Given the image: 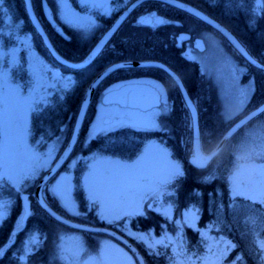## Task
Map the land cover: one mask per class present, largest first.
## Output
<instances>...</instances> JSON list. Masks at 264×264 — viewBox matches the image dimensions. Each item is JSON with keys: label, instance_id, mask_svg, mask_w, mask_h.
<instances>
[{"label": "snow or ice", "instance_id": "1", "mask_svg": "<svg viewBox=\"0 0 264 264\" xmlns=\"http://www.w3.org/2000/svg\"><path fill=\"white\" fill-rule=\"evenodd\" d=\"M217 0H209L210 4H215ZM4 0H0V5ZM57 6L61 9L60 17L69 25L83 29L91 36V45L84 55L79 57V61L69 63L66 59H61L54 50L49 48V53L69 70H84L92 65L102 54L101 50H107L108 45L112 43L110 38L119 31V28L127 21L133 11L142 9L138 12V19L133 17L135 26H146L150 30H157L160 26L173 23L172 20L159 15L153 10L151 0H79L80 8L96 9L103 8L105 15L116 19L109 26H98L96 20L89 14L81 15L71 7L70 0H56ZM164 7H172L183 10L186 13L201 20L207 25L213 27L226 39L232 42L236 51L252 66L264 70V56L259 60L254 58L253 54L242 46L240 42L233 37L209 15L204 14L196 7L188 6L181 0H160ZM231 7V4L229 5ZM237 8H244L243 3L235 5ZM32 8L31 0L27 5ZM49 22L55 23L48 9L47 0L43 5ZM70 8L71 15H65L64 9ZM6 11V10H5ZM252 12L251 22H255L256 17L264 18V0H256ZM34 23L39 21L33 17ZM23 22H21L22 24ZM18 31L20 24L15 26ZM97 29V32H93ZM37 31H39L37 29ZM3 35V34H0ZM12 35V32L7 34ZM44 36L43 32H40ZM21 40L27 45V38ZM46 40L47 37L44 36ZM214 39V38H213ZM199 43V41H197ZM16 48L11 49L12 59L4 60L0 65V192L5 188L15 189L17 193H22L23 189L29 183L36 185L43 180L46 183L41 188L42 193L52 194V203L59 197L63 203L61 207L74 216H80L76 211V206L64 195V188L60 181L51 185V180L47 173L56 174V168L70 159V149L79 141V130L81 118L85 117L86 109L83 101L81 109L77 114L75 124L69 129V126L57 123L59 135L48 127L41 134L40 139L34 143L30 142L33 131V118H42L47 111L58 108L60 101L70 93L78 80L73 75H62L45 61L36 58V62L29 63L30 79L27 84L21 85L15 83L12 75V66L16 65ZM9 53L0 51V56H7ZM146 65L142 64L141 67ZM125 67L122 63H114L107 66L103 74L89 85L95 88L100 81L110 73ZM153 67L165 72L172 77L173 87L183 88L182 80L164 64H155ZM233 76L240 73V69L232 67ZM143 81H131L126 85H117L118 92L113 89H107V95L104 98V105L101 111L103 115L97 114L96 120L91 123L88 129L87 137L83 140L81 146L88 148L91 155L87 157L88 172L84 176V187L89 193L90 205L99 206L97 203L107 206V215L101 214L102 220H107L110 225H119L120 221L133 216H144L145 209L155 211L162 215L165 224L160 227V234L157 236L154 229L146 232H127V235L144 247L150 255H160V249L172 250L170 260L172 264H196V260H201L202 264H225L232 251L238 247L230 241H225L223 237H206L199 228H195L202 237L206 253L208 256L199 257L197 253H192L196 259H183L187 257V250L184 247L183 228H194L198 220L200 209L195 205L186 207L181 213V219H173L172 212L178 207L176 198L178 197L180 181L185 176V171L179 160L173 159V154L163 145V141L157 143L152 140H141L139 146L130 148L127 137H121L120 133L126 129H131L138 133L167 132V127L161 122V117L171 110L168 108L167 90L159 82L149 81L151 87L143 89L138 87ZM55 89L58 96L55 101L52 99L51 90ZM254 92L251 86H241L235 91V103L229 106L223 113L225 122H233L241 113H245L247 102L250 100V94ZM113 95L121 97V105L113 108ZM185 122L195 121L197 116L196 102L188 96L185 101ZM264 114V105H259L252 110L250 114L244 115L238 123L230 127L229 136L236 130L245 128L255 117ZM197 138H199V128L196 127ZM54 136V139H51ZM228 137L226 136L225 139ZM51 139V142H49ZM96 142L97 147L92 150V145ZM63 146V147H62ZM41 147H45L41 151ZM63 152V155L57 156V153ZM237 161L245 163L234 164L233 168L227 173L226 180L233 206L238 198L248 201L249 207L256 209L253 215L248 216L246 224H250V231L256 232L259 228L264 231V121H260L251 128H247L239 141L234 145V152ZM210 158L203 157L199 151L192 154L191 163L198 169H204ZM259 161V162H257ZM77 163L75 159L69 167ZM215 177L209 174L203 178L202 182H208ZM65 177L61 176V180ZM51 185V186H50ZM23 200L28 201V196H23ZM213 205L215 201H212ZM10 201L0 199V221L7 222V210ZM37 204L42 207L50 217L58 221L61 225H67L69 228L77 229L82 232L99 231L95 228H84L80 224H70L68 220L62 219L56 211L50 207L44 197L37 200ZM259 206V207H257ZM221 207H223L221 205ZM91 210V207L89 208ZM220 209H217L219 212ZM28 205L25 204L24 213H22L14 229L9 233L7 240L0 245V260H3L7 253L13 248V264H31L32 258L49 243V237L46 232L35 229L29 230L27 236L21 241L19 247H15L13 237L18 236L16 229L23 231L21 221L27 218ZM174 225L175 235L168 231V225ZM126 229V225H125ZM125 229H122L125 230ZM219 232L220 229L218 228ZM115 236V233H109ZM211 240V243H209ZM127 244V241H124ZM260 264H264V241H259ZM222 245V247H221ZM216 249V251H213ZM133 255L138 256L136 249H131ZM113 254L122 257L119 261L110 259ZM48 264H136L123 249L112 246L106 242L95 254L85 245L82 237L75 234L61 232L56 234L51 241L49 249ZM139 264H144L142 258H139ZM231 264H244V257L237 254L231 261Z\"/></svg>", "mask_w": 264, "mask_h": 264}, {"label": "trees", "instance_id": "2", "mask_svg": "<svg viewBox=\"0 0 264 264\" xmlns=\"http://www.w3.org/2000/svg\"><path fill=\"white\" fill-rule=\"evenodd\" d=\"M183 1H186L198 7L199 9L203 10L204 12L224 24L235 34V36L242 42L246 49L251 54H253L255 58L259 60L262 56H264V18L256 17L255 22H251L253 16L250 10L252 7H254L256 0H217L214 5L210 4L209 0ZM239 3H243L244 8H237L235 6ZM151 4L153 5L152 2ZM230 4L231 7L229 6ZM2 5L4 6V9L6 10L7 14L10 15L13 20H19L23 22L20 27L21 33L25 32L33 34L35 47L40 51L43 56L46 57V59L50 62L53 67L60 68L62 71L65 72V74L73 75L74 78L78 80V83L73 86V89L70 91V93L65 96L64 100L60 101L58 108L47 111L42 118L38 119L34 116L32 125L34 140L40 139L41 134L48 127H50L54 131L55 135H59L60 133L57 130L58 122H62V124L68 125L69 129H71L74 124L80 103L82 101L84 91L89 82L101 70H103V68H106L115 60L118 61L121 58L126 57H143V54L145 53L140 50L145 40V48L154 45L155 48H158V50H160V54H164L170 48H172L174 54L173 58L175 60L173 64L177 68V71L185 75L187 80L191 78V71L194 70L196 86L193 93L195 94V97H197L201 101V103L205 104V102L207 101L206 107L205 109H203L204 111L200 112L202 115V119L200 121V130L202 148L204 152L208 153L212 151L232 123H234L237 119H239L248 111L252 110L253 108L259 106L261 103L264 102V72L248 65L238 54L235 53L240 59V61H242L243 64L246 65L247 68H249V70L245 74V78H252L255 86V91L252 95L250 102L247 104V109L245 113H241V115L237 117L236 120L233 122H225L223 119L221 120V117H219L217 114L219 106L217 104V96L215 95L214 86L212 87V83L210 82L209 84V82L203 77V74L199 69V66L196 65V63L193 64L192 62H188L183 58L182 54H180V52L177 51V49L175 48L173 41H171L172 38H166L165 36L161 38L162 36L160 35H139V32L141 34L144 31V28L133 25V17L138 15V12H142V9L135 11V13L132 15V18H130L125 23L127 25L122 28V32L118 33L114 37V40H112V44H110L108 47H111L110 51L106 50L102 55H100V57L96 60L93 66L87 71L75 72L61 67L53 61L50 54L43 46L40 38L35 33L34 29L32 28V25L29 22V19L25 12L23 0H4V3ZM36 9L42 15L39 0ZM175 11L176 12L174 13V15H171L172 18L178 20L179 22H182L183 24H185L186 27L190 26L189 28L208 30L212 32L216 37L221 40V42H223L227 46V48L235 52L231 48V46L225 41V39L220 36L217 32H215L212 28L200 22L198 19L194 18L189 14H186L180 10ZM113 18H115V15L113 16ZM99 19L102 23L105 24H109L111 22L106 17H100ZM49 37L56 50L62 56L72 61H78L79 57L84 55L88 51V49H84V44L82 43L66 42L61 38L57 39L56 41V39L53 38L51 35H49ZM5 39L6 40H4V48H6L7 52L8 48L10 47H18L17 40L13 38H11L10 40L7 38ZM19 54L21 57H24L21 49L19 50ZM160 54L159 52L154 53L155 58H162V55ZM147 56L153 55L151 54ZM165 58L166 61L171 60V57L168 54ZM5 60H8L7 56ZM22 63L23 60H21L20 64ZM107 81L109 80H105L104 83H106ZM102 89L103 86H100V91ZM57 96L58 94L52 97L53 101L56 100ZM178 97L180 98V96ZM93 112L94 106L91 103L80 134L79 141L81 143H77L72 155L70 156V159L75 156L78 151H80L82 155H88L91 153L88 148H82L81 144L84 135L88 129L90 120L93 117ZM185 112L186 109L173 110L162 121L163 123L166 119L168 124L171 126L170 132L167 133L171 137L166 140V145L168 146L170 152L173 154V157H175L181 162L185 171V176L180 181L178 197L176 198V202L178 203L177 209H183L195 205L197 208L200 209L199 220L197 223L199 228L204 229L209 227L211 228L210 232L215 236H222L224 238H227L230 242L238 246L235 251L231 252L226 262L231 263L232 259L237 254H241L244 257V264H260V261L258 259L259 247L257 245V239H264V231H261L259 228H257L256 232L252 233L250 231L251 225L246 224L248 216L253 215L256 212V209L249 207L250 202L244 201L240 198L237 199L235 205L233 206V201L231 200V194L225 177L228 173V169H230L234 162V145L239 141L240 137L244 134V131L247 128H251L260 121H264V114L254 119L247 126H245V128L239 131V133L236 134L228 142V144L221 151V153L211 161V163L206 169L196 170L192 168L187 161V158L190 155L191 151L190 142H185V146L183 147L180 141V136L175 135L178 131L177 129L180 124H185L186 128H188L187 124H189V122L186 123L184 119ZM174 135L176 136L175 139ZM120 136L122 138H128L130 148L139 146V142L141 140L162 141L164 137V135L160 132L145 134L134 132L131 129L124 130L120 133ZM51 139H54V136ZM51 139H49V141H51ZM98 143L99 142H96L92 145V150L96 149ZM70 159H68L62 169L66 167ZM209 174H211L215 178L210 179L208 182H202L203 178L209 176ZM55 177H53L51 181H53ZM83 196H85L83 195V191L76 192V198L79 202L81 210L87 211V200ZM30 200L32 204L31 215L28 219L26 229L22 233L18 234L15 247L20 246L21 241L29 230L40 229L47 233L49 239H54L55 233H53L54 230L52 227L55 225L62 227L59 223L50 218L39 207V205L35 201L34 191L33 195L30 194ZM212 201H215L214 205ZM221 205L223 207H221ZM217 209H220V211L217 212ZM21 213L22 207L18 195L16 203L11 207L10 213L7 216V222H2V224L0 225V245H2L7 240L9 233L14 229V226L17 222V218ZM40 215L44 218H41ZM163 224H165L163 216L157 214L155 211L152 210H147L144 216L134 217L131 221V227L134 230L146 232L149 229H154L155 234L157 236H159L160 227ZM97 226L103 225L98 223ZM167 227L169 232L174 230V225L169 224ZM218 228L220 229L219 232L217 231ZM182 234L184 240V247L187 250V255L192 254L194 252L197 253V255L201 253L202 244L199 232H197L193 228L186 227ZM129 240L132 241L142 252L145 257L146 264L172 263V261L170 260V257H172L173 255L171 248L167 250L160 249L161 254L153 256L150 255L147 250L140 244H138L132 239ZM50 248L51 243H48V246L38 253L41 254L40 262L43 261L44 264H48ZM14 250L15 248L9 251L5 258L3 260H0V264H13L10 258L12 257Z\"/></svg>", "mask_w": 264, "mask_h": 264}, {"label": "rangeland", "instance_id": "3", "mask_svg": "<svg viewBox=\"0 0 264 264\" xmlns=\"http://www.w3.org/2000/svg\"><path fill=\"white\" fill-rule=\"evenodd\" d=\"M32 2H33L34 9L37 11L36 8L38 5V0H32ZM47 2L49 4V6L51 7L56 20L59 23H61L63 26L67 27L68 29L72 30L73 35L78 37L77 40H79V42H82V44H84V43L86 44V42H89V40L91 39V36L89 33H86L83 29H77V28L69 25L65 20L61 19V17H60L61 9L57 6L56 0H47ZM116 2H117V0H113V4H115ZM39 3H40V7H41V0H39ZM70 3H71V7L74 8L81 15H84L85 13H87V14L91 15L96 20L97 23H102L99 19L100 17H106L107 18V16L105 15V10L103 8H96V9L80 8L79 7V0H70ZM0 10H1V13H0V18H1L0 34H3V35H0V51L5 52V53H9V55H7V59L10 61L12 59L11 49H13V48L17 49V52L15 53L17 63H16V65L12 66L13 79H14L15 83H17V84H21V85L27 84V82L30 79V73H29V63L30 62L35 63L36 58L39 57L40 59L45 61L50 66H52V65L46 59V57L43 56L40 53V51L35 47L34 36L32 33L31 34L25 33V32L21 33L20 28L18 31L16 30L15 26L17 24H20V27H21V21L13 20L12 17L10 15H8L7 12L5 11L3 5H0ZM64 12H65V15H67V16L71 15V9L70 8L64 9ZM37 15L39 17L41 16V14L39 12L37 13ZM113 16L111 19H113ZM108 19H109V21L111 20L109 17H108ZM42 23L44 25H46L44 20L42 21ZM103 24H105V23H103ZM98 25H101V24H98ZM197 30L200 31V29H197ZM92 31L94 32L96 30L93 29ZM9 32H12L11 36L7 35ZM204 34H203V37H204ZM17 35H19L21 38H27V45H30L31 47L29 48L28 46H26L25 43H22L21 40L16 39ZM49 35H51V34H49ZM5 38H7L9 40L11 38L17 40L18 47H10V48H8V52H7L6 48H4V43H5L4 40H6ZM87 39H88V41H87ZM205 39H206L205 40L206 50L204 52L198 53L196 51H193L192 53H189L190 55L189 54L188 55L190 56V58H193L197 61H201L200 62L201 72L205 73L206 76H209L212 78V80H213L211 82L212 87L214 86L215 92L218 93V94H215L217 96V104L219 106V108L217 110V114L219 117H221L220 119L222 120L223 119V113L225 112V110L229 106H231L235 103V91H236V89H238L241 86H245V87L251 86L254 88V91H255V86H254L252 78H249V77L245 78V74L247 73L249 68H247L246 65H244V64L242 65V63H240L238 61L237 56L232 52V50L227 48V46L223 42H221V40L218 37H216L214 34L209 35V37H207ZM20 49L23 52L24 57L20 56V54H19ZM5 59H6V56H0V65H3ZM21 60H23L22 64H20ZM232 67L239 68L241 70L240 73L236 76H233L232 71H231ZM53 68L56 71H58L59 73H61L62 75H65V76L68 75V74H65V72L62 71L60 68H57V67L56 68L53 67ZM51 92H52V97L54 95L58 94L55 89H52ZM253 93L250 94V100L252 98ZM100 98H101V93L98 94V97L96 98V103H94L95 108H94V112H93V117L90 120L88 129L90 128L91 123L96 120L98 113L103 115V112L101 111L103 104H102V102L97 103V102H99ZM250 100L247 102V104L250 102ZM201 104L203 105V107H206L207 101L205 102V104H203V103H201ZM112 107L115 108V106H112ZM166 115L167 114L163 115L160 118L161 122H162V119ZM190 122L191 121H189V124H187L188 128H186L185 124H180L178 126L177 133L179 136H186L185 142L186 143L190 142V145H191L192 129H191V123ZM163 124L167 127L168 131L163 132V133L160 132V133H162L165 137L168 135L167 133L170 132L171 126L168 124L166 119L163 122ZM88 129L84 135L83 140L86 139V137H87ZM186 138L189 140L188 142H187ZM37 140H39V139H37ZM83 140H82V142H83ZM35 141L36 140H34L33 136H32L30 142L34 143ZM152 141H156L157 143L161 142V140H152ZM49 142H51V141H49ZM163 145L168 148V146L166 145V143L164 141H163ZM82 148H84V147H82ZM40 150L44 151L45 147H41ZM168 150H169V148H168ZM60 153H57L56 155L59 156ZM90 155H91V153L88 155H82L80 153V151H78V153H76V155L73 156L69 160L66 167L64 169L60 170L59 173L57 174V176L53 179V181H51V185H54V184H56L57 181H60L61 186L65 190L64 195H65L66 199L70 200L73 204H75L76 211L81 213L80 216H74L72 212H68L66 209L62 208L61 204L63 203V201H61L59 197L55 198V203L51 202L53 199L51 193H43L44 198L47 202L50 203V205L56 211H58L60 214H62L63 216H65L71 220H74V221H77L80 223H85V224H92V225H97L98 223H100L105 227H113V228L117 229L119 232H121L123 235L128 237L129 239H132L131 237H129L127 235V232H129V231L133 232V233L141 232V231H136L131 227L132 219L134 217H137V216L129 217L126 220L120 221L118 226L117 225H110L107 223V220L101 219V214L107 215V212H108L107 206L104 204H100L99 201L97 202L99 204V206L90 205L89 193L86 190V188L84 187V179H83L84 176L88 172L87 157ZM73 159H75L77 161V163L74 166L69 167V165L72 164ZM257 162H259V161H257ZM237 163L243 164L245 162L244 161H237L235 156H234V162H233L232 166L230 167V169H228V172L233 168L234 164H237ZM183 169H184V167H183ZM61 176L65 177V179L61 180ZM75 180H76V183H75ZM36 185H32L31 183H29L28 186L25 187L22 192H26V193L33 195V191L35 190ZM78 191H83V195H85L83 197H85L87 200V211L81 210V208L79 206V202L76 198V192H78ZM18 195H19V193H17L15 191V189H12V188H5L2 192H0V199H8L10 201V204H9V207L7 210V216L10 213L11 207L16 203V199H17ZM90 207H91V210H89ZM184 209L185 208H183V209H179V208L177 209V207L174 208V210L172 212L173 219H176V220L181 219V213L184 211ZM147 210L148 209L146 208L145 213L147 212ZM19 216H18V218H19ZM40 217L44 218L41 215H40ZM18 218H17V220H18ZM198 220H199V214H198ZM198 220L195 222V225L193 228L194 230H195V228H199L197 225ZM2 222L3 221H0V225L2 224ZM125 225H126V229H125ZM61 226L62 227L55 225L52 227L54 230L53 233H55V236H56V234L61 233V232L68 233L69 235L75 234L77 236H80V237H82L85 245L89 248V250L93 254H95L101 247H104L106 242H107L108 244H110L112 246L123 249L125 252L128 253L129 256L132 257L131 253L128 251L127 248H125L119 242L115 241L114 239H112L108 236H105L102 234L84 233L81 231H77V230L67 228L63 225H61ZM185 228L186 227L183 228V231ZM122 229H125V230L122 231ZM199 229L201 232L204 233V235L206 237H217V238L222 237V236H215L214 234H212L210 232L211 228H209V227L204 228V229L203 228H199ZM171 233L173 235H175L174 230L171 231ZM26 236H27V234L24 236L23 240L26 238ZM200 238H201L202 246H201V253H199L198 256L199 257L208 256V254L206 253V250H205L204 243L202 242L201 235H200ZM52 239H49V244L51 243ZM224 240L229 241L227 238H224ZM259 241H264V239H262V240L257 239L258 247H259V243H258ZM209 243H211V240H209ZM221 247H222V245H221ZM213 251H216V249H213ZM40 258H41V254H37L36 256H34L32 258L31 264H44L43 261L40 262ZM189 258L196 259L195 257L192 256V254L187 255V257H184L183 259L187 260ZM208 258L211 259L210 256H208ZM110 259H112L114 261H119L122 259V257H120L118 254H113L110 257ZM132 259L134 260L133 257H132ZM196 264H202L201 260L197 259ZM225 264H231V263L225 261Z\"/></svg>", "mask_w": 264, "mask_h": 264}, {"label": "flooded vegetation", "instance_id": "4", "mask_svg": "<svg viewBox=\"0 0 264 264\" xmlns=\"http://www.w3.org/2000/svg\"><path fill=\"white\" fill-rule=\"evenodd\" d=\"M152 3H153V5H152L153 6V10L157 11L159 15H162L163 17H165L167 19H170V20H173V21H178V20H175L174 18L171 17V15H174V13L176 12L175 10H178V9H175V8H172V7H164L159 2H152ZM35 12H36V14L38 13L36 10H35ZM134 13H135V11H133V13L128 17L127 21L130 18H132V15ZM137 17H138V15L135 16V18H137ZM39 18L41 19V21L44 20L42 15ZM114 19H116V16H115V18L110 20L111 22L109 24L97 23V25L101 24L102 26H109V25H111L113 23ZM126 22H124L122 24V26L119 28V31L115 33V35L113 36V38L111 40H114V37L118 33L122 32V28L125 25H127V24H125ZM178 23H179L178 25L160 26L155 31L150 30L146 26H139L141 28H144V31L141 34L139 32V35H145V36H148V35H153V36L154 35H160V36H162L161 38H163L164 36L166 38L167 37H169V38L171 37L172 38L171 41H173L175 48L177 49V51L180 52V54H182L183 58L186 61H188V62H192L193 64L196 63V65H198L199 69H200V62L201 61H197V60H195L193 58H190V56H189L190 54L189 53H192L193 51H196L198 53L204 52L206 50V43H205L206 39L205 38L209 37V35H213V33L208 31V30H200L199 31L196 28H189L190 26L186 27L185 24H183L182 22H179V21H178ZM59 24L62 26V28L65 31V33L69 36L68 40H65V39L61 38V36L57 32H55L49 25H47V23H46V25H44V24L43 25H44V28H45L47 34H51V36L53 38H55L56 41H57V39L61 38L62 40L66 41V42L82 43V42H79V40H77L78 37L73 35L72 30H70L67 27L63 26L61 23H59ZM101 25H98V26H101ZM133 25H134V23H133ZM166 28H169V29H166ZM95 30L96 31H94V32H97V29H95ZM159 30H161V31H159ZM180 33H187L190 37H189L188 40H186L185 42L182 43L181 47H178L177 46V37H178V35ZM97 34H98V32H97ZM203 34H204V37H203ZM197 38H201L203 40L204 45H205L204 51H198L194 47V41ZM87 41H88V39H87ZM90 45H91V39L89 40V42H86V44L84 43V49H89ZM145 45H146V40L143 42V46L141 47V50H140V51H143L145 53V54H143L144 55L143 57L121 58L118 61L117 60L113 61L110 65H112L114 63L126 62V61H135V62H139V61L140 62H143V61H158V62L164 63L165 65L170 67L180 77V79L183 82L184 87L187 90V93L193 99V101L196 102L197 110H198V113H199V123H200V121L202 119V115H201L200 112L203 111V109H205V107H203V105L201 104V101L199 99H197V97H195V94L193 93L194 90H195V86H196V79H195V76H194V70L191 71V78L187 80L185 75L180 73L179 71H177V68L173 64L175 62V60L173 58L174 54H173L172 48H170L167 51V49H168V47H167V49H166L167 52H165L164 54H160V50H158V48H155L154 45L146 47V48L144 47ZM108 47H109V45H108ZM108 47H107V50L110 51L111 47L110 48H108ZM105 51L106 50L103 49L101 51L102 54ZM158 52H159L160 55H162V58H155L154 53H158ZM233 53L235 54V52H233ZM102 54H100V55H102ZM151 54L153 56H147V55H151ZM167 54L170 55L172 61L171 60L170 61H166L165 60L166 59L165 57H166ZM100 55H99V57H100ZM238 61L240 63H242V65H243V62H241L239 58H238ZM93 64L90 65L89 67H87L86 69L80 70V71H77V72L87 71L88 69H90L93 66ZM202 74H203V77L209 82V84H210V82L213 81L212 78L209 77V76H206L205 73H202ZM105 80H109V81L104 83ZM105 80L99 85V87L97 88V90H96V92H95V94L93 96V99L91 101V103L93 104L94 108H95L94 103H96V98L98 97V94L101 93V98L99 99V102H97V103H100L101 99H102V96H103L104 93H106L107 89H118L116 87L117 85H126L127 82H131V81H143L144 82L143 84H148V85H151L150 83H148L149 81H154V82H159V83L163 84L164 87L166 88L167 97H168V108L171 110L170 112H172L173 110L186 109L185 108V103H184V101L182 99V96H181V93H180L179 89L173 87V83H174L173 79L171 77H169L165 72H163V71H161L159 69H156V68H123V69H119V70H116L115 72L111 73ZM100 86H103V89L101 91H100ZM193 94H194V96H193ZM215 94H218V93L215 92ZM178 96H180V98ZM206 100H207V98H206ZM112 106H115V108H117L120 105L112 104ZM170 112H168L165 117H167L170 114ZM163 119H162V121H163ZM175 135L179 136L178 133H176ZM175 135H174V139L176 137ZM169 137H171V136L167 135V136L163 137L162 141H164L166 143V140ZM185 137L186 136H180V138H181L180 141H181V144H182L183 147L185 146ZM186 140H187V142L189 141L187 138H186ZM173 158L176 159L175 157H173Z\"/></svg>", "mask_w": 264, "mask_h": 264}, {"label": "water", "instance_id": "5", "mask_svg": "<svg viewBox=\"0 0 264 264\" xmlns=\"http://www.w3.org/2000/svg\"><path fill=\"white\" fill-rule=\"evenodd\" d=\"M23 2H24V8H25V12H26V15H27V17H28V19H29V22H30V24L32 25V28L34 29V31L38 34V36L40 37V39H41V41H42V43H43V45H44V47L46 48V50L48 51V53H49V48H51L52 50H54L55 52H56V54L57 55H59L60 57H61V59H66V60H68V62L69 63H73V62H82V61H71V60H69V59H67V58H65L64 56H62L56 49H55V47L53 46V44L51 43V40L49 39V36L47 35V33H46V31H45V29L43 28V26H42V24H41V22H40V20H39V18L37 17V15H36V13H35V11H34V8H33V4H32V8L31 9H29L28 7H27V5H28V3H29V0H23ZM151 2H159L160 3V0H151ZM181 2H183V3H185L186 5H188V6H192V7H196V6H194V5H192V4H190V3H188V2H186V1H183V0H181ZM31 3H32V0H31ZM44 3H45V0H42L41 1V7H42V13H43V16H44V18H45V20H46V22L51 26V28L55 31V32H57L60 36H61V38H63V39H65V40H68L69 39V36L64 32V30H63V28L57 23V21L55 20V18H54V15H53V12H52V9H51V7L49 6V4H48V9H47V11H50L51 12V14H52V17H53V20H54V24L52 23V22H49V20H48V17H47V14H46V10L44 9V7H43V5H44ZM48 3V2H47ZM196 8H198V7H196ZM176 9V8H175ZM199 9V8H198ZM179 10V9H178ZM199 10H201V9H199ZM155 11V10H154ZM180 11H182V12H184V13H186L185 11H183V10H180ZM204 14H206V15H209V14H207L206 12H204L203 10H201ZM132 14V13H131ZM130 14V15H131ZM186 14H188V13H186ZM190 15V14H189ZM192 16V15H191ZM33 17H35L38 21H39V23L37 24V23H34L33 22ZM194 17V16H193ZM195 18V17H194ZM209 18H211V19H214L217 23H220L221 24V26L222 27H224L225 28V30L233 37V39L234 40H236V41H238V42H240L241 43V45L242 46H244L243 44H242V42L235 36V34L229 29V28H227L224 24H222L221 22H219L218 20H216L215 18H213L212 16H210L209 15ZM137 19H138V17H137ZM197 19V18H196ZM199 20V19H198ZM173 21V20H172ZM200 22H202L201 20H199ZM202 23H204V22H202ZM179 23H178V21H173V23H171V24H168V25H178ZM205 25H207L206 23H204ZM164 26H167V25H164ZM207 26H209V25H207ZM210 28H212L215 32H217L213 27H211V26H209ZM37 29L39 30V31H37ZM40 32H43L44 33V36H46L47 37V39L45 40L44 39V36H41L40 35ZM220 36H222L224 39H225V41L231 46V48L244 60V62H246V60L236 51V49L234 48V46H233V44H232V42L231 41H229L228 39H226L222 34H220L219 32H217ZM115 35V33L113 34V36ZM189 35L187 34V33H180L179 35H178V37H177V46L178 47H181V45H182V43L183 42H185L186 40H188L189 39ZM113 38V37H112ZM112 38H110V39H112ZM197 41H199V43H197ZM194 47L198 50V51H204V49H205V45H204V42H203V40L201 39V38H197V39H195V41H194ZM103 50V49H102ZM101 50V51H102ZM50 54V53H49ZM251 54V53H250ZM51 56V58L53 59V61L54 62H56L59 66H61V67H64V68H66V66L65 65H63V64H61L59 61H57L52 55H50ZM255 58V57H254ZM119 63H122V64H124L125 65V67L124 68H156V67H153V65H155V64H164V63H161V62H158V61H143V62H135V61H126V62H119ZM247 63V62H246ZM142 64H144V65H146L145 67H141V65ZM248 64V63H247ZM165 65V64H164ZM248 65H250V64H248ZM109 66H111V65H109ZM167 66V65H166ZM250 66H252V65H250ZM89 67V66H88ZM168 67V66H167ZM252 67H254V68H256L257 70H260V71H263L264 72V70H261V69H259V68H257V67H255V66H252ZM87 68V67H86ZM172 72H174L170 67H168ZM67 69V68H66ZM156 69H158V68H156ZM69 70V69H68ZM106 70V68H104L102 71H100L90 82H89V84H88V86H87V88H86V90H85V92H84V95H83V98H82V101H81V103H80V106H79V109H78V112L80 111V109H81V104H82V102L83 101H87V103L84 105V107H85V109H86V115H87V112H88V109H89V107H90V104H91V101H92V99H93V96H94V94H95V92H96V90H97V88L99 87V85L111 74H108L107 76H105L101 81H100V83L97 85V87H95V88H90L89 87V85L91 84V83H94L95 81H96V79L98 78V77H100L102 74H103V72ZM160 70V69H159ZM71 71H75V72H77V71H80V70H71ZM175 73V72H174ZM176 74V73H175ZM177 75V74H176ZM178 76V75H177ZM179 77V76H178ZM172 78V77H171ZM180 78V77H179ZM183 83V82H182ZM138 87H140V88H143V89H148V88H150L151 87V85H148V84H141V85H139ZM119 91V89H113V92L115 93V92H118ZM179 91H180V93H181V96H182V99H183V101H185V99L189 96V94L187 93V90H186V88L184 87V85H183V88H179ZM105 95H107V92L106 93H104L103 94V96H102V99H101V102H102V104H104V98H105ZM112 100H113V104H117V105H121V97L119 96V95H113V97H112ZM260 105H264V102L263 103H261ZM254 109H256V107L255 108H253L252 110H254ZM252 110H250V111H248L247 113H245L244 115H246V114H250V112L252 111ZM78 112H77V114H78ZM86 115H85V117H83V118H81V126H80V130H79V138H80V134H81V131H82V128H83V125H84V122H85V119H86ZM244 115H242L239 119H237L234 123H232L231 124V126H234V124L235 123H238L239 122V120L240 119H242L243 117H244ZM260 116V115H259ZM259 116H257V117H259ZM257 117H255L254 119H256ZM76 119H77V115H76V117H75V121H74V124H75V122H76ZM253 119V120H254ZM252 120V121H253ZM252 121H250V122H252ZM249 122V123H250ZM248 123V124H249ZM73 124V125H74ZM198 126V128H199V138H197V132H196V127ZM230 126V127H231ZM247 126V125H246ZM230 127L227 129V131L223 134V136L221 137V139L219 140V142L217 143V145L215 146V148L212 150V151H210V152H208V153H206V152H204L203 151V149H202V140H201V131H200V124H199V113H198V110H197V116H196V119H195V121L193 122V121H191V129H192V140H191V153H190V156L188 157V164L192 167V168H194V169H196V170H204V169H206L208 166H209V164L211 163V161L213 160V159H215L220 153H221V151L225 148V146L228 144V142L236 135V134H238L239 133V131H241L243 128H241V129H238V130H236L231 136H229V130H230ZM228 137L227 139H225V137ZM76 145L77 144H75L74 146H73V148L72 149H70V156L72 155V153H73V151H74V149H75V147H76ZM194 151H199L200 153H201V155L203 156V157H208V158H210L209 159V161H208V163H207V166L204 168V169H198L196 166H194L192 163H191V159H192V154H193V152ZM60 155H63V152H61L60 153ZM59 155V156H60ZM68 160H66L64 163H62L61 165H60V167L59 168H56V173H58L62 168H63V166L66 164V162H67ZM47 175L49 176V178H50V180L53 178V177H55V176H53V173H47ZM57 175V174H56ZM46 182L45 181H43V180H41V181H39L38 183H37V185H36V187H35V190H34V197H35V201L37 202V200H38V198H40V197H44V195H43V193L41 192V188H43L44 187V184H45ZM23 196H28V201H25V200H23ZM19 199H20V202H21V207H22V213H24V209H25V204H27L28 205V213H29V215H27V218L25 219V220H23V221H21V227L23 228V231L26 229V226H27V222H28V219H29V217H30V215H31V211H32V204H31V200H30V194L29 193H26V192H22V193H19ZM45 199V198H44ZM40 207V206H39ZM50 207H52V206H50ZM48 216H49V214L42 208V207H40ZM53 208V207H52ZM53 210L54 211H56L54 208H53ZM57 212V211H56ZM57 214L58 215H61V217H62V219H64V220H68L69 221V223L70 224H80V225H82L84 228H95V229H99V231H93V232H85V233H92V234H102V235H105V236H108V237H110V238H112V239H114L115 241H117V242H119L121 245H123L125 248H127L128 249V251L132 254V256L134 257V259H135V261H136V263L137 264H139V258H142L143 259V261H144V264H146V261H145V257H144V255L142 254V252L139 250V248L132 242V241H130L126 236H124L123 234H121L120 232H118V231H116L115 229H113V228H110V227H105V226H95V225H89V224H85V223H80V222H77V221H74V220H71V219H69V218H67V217H65V216H63L62 214H60L59 212H57ZM50 217V216H49ZM50 218H52V217H50ZM53 219V218H52ZM54 220V219H53ZM55 221V220H54ZM57 223H59L58 221H56ZM60 224V223H59ZM63 226H65V227H68L67 225H63ZM69 228V227H68ZM70 229H72V228H70ZM73 230H77V229H73ZM16 231H17V233L18 234H20V233H22L23 231H21L20 229H16ZM77 231H79V230H77ZM82 232V231H81ZM109 233H115V236H111V235H109ZM13 240H15V242H16V239H17V236L16 237H13L12 238ZM124 241H127V244H125L124 243ZM132 248H135L136 249V253H138V256H135V255H133V253H132V251H131V249Z\"/></svg>", "mask_w": 264, "mask_h": 264}]
</instances>
